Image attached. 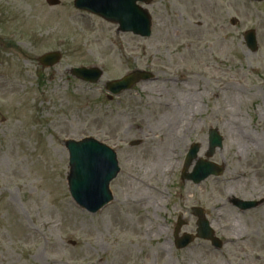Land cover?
I'll list each match as a JSON object with an SVG mask.
<instances>
[{
  "label": "rangeland",
  "instance_id": "374dc122",
  "mask_svg": "<svg viewBox=\"0 0 264 264\" xmlns=\"http://www.w3.org/2000/svg\"><path fill=\"white\" fill-rule=\"evenodd\" d=\"M142 6L150 37L119 31L74 0H0V264H264V1ZM50 51L62 59L46 67L38 58ZM80 66H100L101 80L72 76ZM133 69L155 77L120 95L106 90ZM210 128L224 143L207 158ZM86 137L112 147L121 168L114 199L95 213L67 183L65 141ZM191 143L224 172L182 179ZM235 198L262 203L242 210ZM193 207L220 248L202 238L176 248L179 217L180 235L196 233Z\"/></svg>",
  "mask_w": 264,
  "mask_h": 264
},
{
  "label": "water",
  "instance_id": "95a60500",
  "mask_svg": "<svg viewBox=\"0 0 264 264\" xmlns=\"http://www.w3.org/2000/svg\"><path fill=\"white\" fill-rule=\"evenodd\" d=\"M150 2V0H75L76 7L96 13L105 19L119 24V31L133 32L140 36H150L152 33V18L148 11L138 2ZM262 1V0H258ZM51 6L61 3L60 0H47ZM235 24V19H232ZM245 41L251 51L258 49L256 32L249 30L245 33ZM61 59L59 52H48L39 57V62L44 66H53ZM71 73L85 81L97 82L100 80L103 71L100 68L74 67ZM152 78V74L142 70H135L122 79L108 81L106 87L112 93H120L122 90L130 89L141 80ZM223 136L218 129L211 128L209 131V150L207 156L214 155L217 148L223 147ZM70 153V172L68 185L73 198L82 207L91 212H96L113 199L110 190L111 181L120 171L117 154L108 145L87 137L82 140L70 139L66 142ZM135 144V143H134ZM200 144H193L186 158L183 179L200 183L208 176L219 175L224 172L225 167L212 161L200 158L191 172H187L192 162L198 157ZM234 203L241 209L255 207L257 201L242 200L235 198ZM194 214L198 216V229L196 236L184 233L179 236V231L184 221L181 219L176 227V246L184 248L196 237L209 239L216 247H221L222 242L215 236L205 212L200 207L193 208Z\"/></svg>",
  "mask_w": 264,
  "mask_h": 264
},
{
  "label": "bare ground",
  "instance_id": "6f19581e",
  "mask_svg": "<svg viewBox=\"0 0 264 264\" xmlns=\"http://www.w3.org/2000/svg\"><path fill=\"white\" fill-rule=\"evenodd\" d=\"M196 94L197 93H195V92H191V95L192 96H195L196 97ZM171 153V154H170ZM173 154V156L176 154V151H175V148L173 147V148H170V151L168 150V153H167V156L169 157V159L171 158V155ZM234 237V236H233ZM233 237H230L229 239L230 240H234V238Z\"/></svg>",
  "mask_w": 264,
  "mask_h": 264
}]
</instances>
